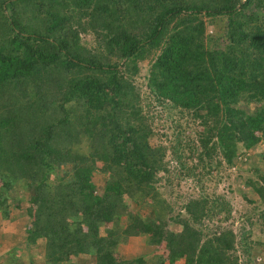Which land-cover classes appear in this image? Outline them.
<instances>
[{"label":"trees","instance_id":"trees-1","mask_svg":"<svg viewBox=\"0 0 264 264\" xmlns=\"http://www.w3.org/2000/svg\"><path fill=\"white\" fill-rule=\"evenodd\" d=\"M221 164L261 207L236 231L214 192ZM260 164L264 0H0V217L22 191L34 205L24 246L41 245L42 264H254ZM183 178L197 194L178 195ZM131 237L166 245L165 258L122 257ZM5 254L14 264L17 248Z\"/></svg>","mask_w":264,"mask_h":264},{"label":"rangeland","instance_id":"rangeland-1","mask_svg":"<svg viewBox=\"0 0 264 264\" xmlns=\"http://www.w3.org/2000/svg\"><path fill=\"white\" fill-rule=\"evenodd\" d=\"M211 31L208 30V34H210ZM147 68V65L145 62L141 64V69L139 71V74L134 79V83L136 86H138L142 92V94H145V87H144V74L145 70ZM145 104V103H144ZM152 106H149L147 109L148 115L153 116L154 123L160 122L165 127L158 130V133L160 132H166V128L170 125V118H168L166 111L163 109H160L159 107H153L154 104H151ZM168 132V131H167ZM168 143V142H166ZM263 149V146H259L255 149L254 153H259ZM251 160V159H250ZM246 162V165H249L252 160H258L257 156H254L251 161ZM99 167V163L96 164V169ZM242 169L244 166H241ZM247 167V166H246ZM260 168L262 171H264V164H260ZM226 167L221 164L220 169L218 172L219 175L223 174V178H221L214 190L215 194H221L224 195V197L229 201L232 207V229L234 231L237 230V226L240 223L238 219L244 216H250L252 217V213H256V208L258 207L256 204H246L238 194V190L235 191V187H239L240 179L236 178L235 175L232 174V181L225 178L226 175ZM232 170V171H231ZM230 171L233 173V169ZM215 171H212V174H214ZM246 175V173H245ZM248 175V174H247ZM91 180L94 183V185L97 187V190L100 192L101 188L104 184V179L97 170H95L92 173ZM231 186V191H228L227 185ZM178 195L182 197H186L190 193L197 194L199 189L197 184L195 183V179L193 178H183L179 181V187L175 189ZM18 196H20L21 200L19 201L17 207L13 204H11L12 209H10L9 217L7 219H3L0 217V264H7V257H10V255H6L5 253L7 250L11 247L17 248V254H16V261L14 264H42V246L37 245L35 247H27L25 249V243H24V231L27 228V225L29 223V217H27V213L32 211V208H34V205L29 203L26 199V196L22 191H18ZM181 199V200H182ZM167 200L171 203L172 199L167 198ZM178 201V204L181 202ZM10 203V202H9ZM176 208V207H175ZM254 208V209H253ZM261 207L259 206L258 209ZM148 212V209L141 210L142 214H145ZM242 221V220H241ZM214 222V220H213ZM243 222V221H242ZM243 225L246 224L245 222L242 223ZM171 224H169V227ZM246 227V226H245ZM175 229L174 227H170V229ZM247 228V227H246ZM260 239V241L264 242V236L260 235L257 230L252 231V235L250 239ZM166 245H162L161 247L155 248V247H148L143 243V240L138 237H131L128 239L127 243L121 247L120 255L124 258H129L136 256L138 254H148V253H157L160 254L163 258H165L167 249ZM75 262H80L81 260L85 261L87 264H92V260H88L87 258L79 257L77 259H74ZM257 260V261H256ZM264 262V251L260 252L259 255L255 259V263H263ZM161 264H166V260L162 259Z\"/></svg>","mask_w":264,"mask_h":264}]
</instances>
